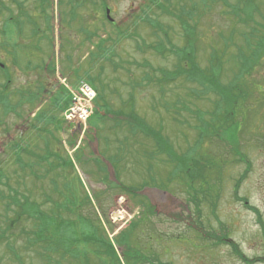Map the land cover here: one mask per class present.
I'll list each match as a JSON object with an SVG mask.
<instances>
[{
  "label": "rangeland",
  "instance_id": "obj_1",
  "mask_svg": "<svg viewBox=\"0 0 264 264\" xmlns=\"http://www.w3.org/2000/svg\"><path fill=\"white\" fill-rule=\"evenodd\" d=\"M225 1L227 4L223 6L217 0L204 7L201 0H192L196 12L191 25L196 28L199 66H208L212 51L220 59L219 81L227 86L229 107L218 102L220 96L203 93L199 85L182 81L158 84L159 70H172L175 59L166 51L165 57H160L147 46H156L160 40L166 46L163 36L183 46V33L172 18L151 7L152 22L161 26L166 35L159 30L153 34L145 21L138 23L144 18L140 14L146 0H104L103 4L110 9L112 25L105 20L99 0H61V6L59 0H45L44 11H40L38 0H0L9 9L0 16V32L8 15L13 14V20L19 18L21 23L31 20L30 30V26L18 28L7 24L4 26L7 35L0 34V63L6 65L11 79L3 93H11L12 102L16 98L18 102L15 93L24 89L32 96H40L33 104L18 102L15 112L6 115L0 106V165L10 175L12 185L20 183L19 192H27L30 200L47 212L52 209V202L72 210L74 207L69 204L77 205L71 214L62 213L77 225L80 218L77 216L85 218L80 227L83 233L91 232L93 223L98 233L109 237L137 221L129 240L136 248L131 256L144 259L138 264H264V54L254 65L248 62V71L240 58L233 60L239 52L249 57L264 34L261 28L264 0H252L256 12L251 17L248 13L253 9L245 8L239 17L246 23L240 24L230 12L242 8L243 0ZM173 3L179 4L181 0ZM99 38L106 40L102 52L97 50ZM28 60L31 63L25 65ZM48 64L56 66L55 74L49 72L51 67L45 69ZM84 73L103 86L107 107L114 116L119 114L123 119L105 120L104 113H100L103 108L95 103L93 108L99 110L102 118L90 113L82 149L77 153L80 160L73 163L75 170L54 166L49 171L48 165L43 164L34 168L40 177L23 174L13 163L9 144L20 142L28 146L32 157L24 153L19 156L22 164H30L36 160L35 156L44 155L45 142L63 157V140L78 139V135L70 136L76 134L75 130L70 132L68 128L66 133L62 114L55 110L49 97L61 92L62 78L72 86L78 83L75 75L81 78ZM237 74L241 82L231 89L228 84ZM3 83L0 75V85ZM41 87L46 89L44 95L39 94ZM237 95L240 97L236 103ZM130 104L150 127L155 130L162 127V135L175 153L189 157L190 173L195 174L193 180L174 171L164 156L157 155L150 138L131 132L126 117ZM39 109L46 119L49 116L62 119L58 120L62 127L50 118L46 120L48 125L35 122L32 117ZM230 122L236 125L233 132L226 128ZM206 126L209 131L200 138L199 128L203 130ZM233 142L242 150L241 160L237 161L230 152ZM50 162L56 164L55 160ZM245 162L250 165L248 169ZM173 171L175 175L171 174ZM129 187L134 192L125 190ZM147 201L152 208H144ZM143 202L145 206L141 205ZM3 214L0 205V229L5 228ZM31 227V220H23L10 230L20 263L12 258L3 242L0 264L51 261L44 259L47 255L42 250L43 253L24 250L27 236L21 231H31ZM218 237L225 238L223 244L217 242ZM115 251L119 255L122 249L116 247ZM48 255L53 258L48 264L77 262L68 253L64 258L60 254ZM85 256L86 264H99L90 248ZM128 259L130 264L135 263Z\"/></svg>",
  "mask_w": 264,
  "mask_h": 264
},
{
  "label": "trees",
  "instance_id": "obj_2",
  "mask_svg": "<svg viewBox=\"0 0 264 264\" xmlns=\"http://www.w3.org/2000/svg\"><path fill=\"white\" fill-rule=\"evenodd\" d=\"M146 1V6H144V9H142V7L140 6V10L142 9L141 13L144 17L143 20H145L147 25L153 30V34H156V31L159 30L158 32L163 31L164 35H166V32L162 30V27L159 26L156 22L153 23L152 19L149 16L150 13L153 14L154 9L159 11L161 14L167 15L172 18L173 21L178 24L180 31L183 33V46L171 43V41L168 39V36H163L165 38L164 42L166 43V46L162 44L161 40L155 44L156 46H147L160 57H165L166 51L168 55H172L175 59L173 65L174 68L172 70H159L160 78L158 79V84L163 85L182 81L184 83L199 85L203 93H213L216 97L220 96L218 102L221 103L222 101L224 102L226 107H229L230 96L228 93V89L226 88L227 86L222 85L219 81L221 63L216 52H211L208 60L209 63L206 68H201L196 60L197 47L195 45L196 40L194 37L196 28L195 25H191L193 14L196 12L195 7H192L193 5H195V3L191 2L192 0H181V3L179 4L173 3V0H164V2H161L160 0ZM201 1L203 2V4H205L203 5L204 7H206L207 5L209 6L211 4H215L217 2V0H209V3H207L206 0ZM220 1L222 2V6L224 4H227L225 0ZM240 3L243 4V7H237L236 9H233L230 12V15L238 18L240 12H244L243 10L245 8L251 6V9H253V11H251V13H248V15L252 17V13L256 12L255 7L253 6V4H251L252 0H243V2ZM150 7L154 9L151 10ZM238 22H242L241 19L238 18ZM243 23L245 22L243 21ZM261 28L264 29V26L261 25ZM253 32L254 30H251V33ZM221 38L224 42L226 41V39L222 36ZM259 43L260 45L258 46V48L251 51L249 57H247L244 52H239L233 57V60L240 58L242 66H244L246 68L245 70L248 71V62H257L258 59L263 56L262 54H264V34L260 36ZM136 47L140 48L137 44ZM84 76L86 77L87 82L97 91V100L95 102L97 103L96 106L99 104L101 105V108H103L102 110H104V108H107L108 110V104L104 99L103 86H100V84L97 85L95 78L91 77L90 75L85 73ZM240 82V75L237 74L229 82L228 87L231 89H233L234 87L236 89V84H240ZM230 94L233 95L231 92ZM239 97L240 95L236 96V103L238 101L237 98ZM128 109L129 114L126 115V117H129L128 121L132 129L140 131L147 138H152L161 156H164L166 162L173 164V170L184 174L185 177H191L193 180L195 174H193V172L190 173L189 157L186 155L179 156L174 152L171 144L169 143V140L162 135V127H160L158 130L149 127V125H147L146 122H144V120L136 114L133 104H130ZM233 111L234 106L231 112ZM95 113L96 116H100L99 110H96ZM36 115V119H39V115L41 114L37 113ZM118 116L120 115L118 114ZM232 124L233 123L230 122V124L226 126V128L230 129L231 132H233L232 127H236L235 124ZM200 131L201 134L199 136L200 138H202L206 134V131L209 130L206 126L203 128V130L200 129ZM228 133L229 132L227 131L226 134ZM227 136L230 137V135ZM15 147L18 151L11 149L12 153H16V159L13 160V162L17 165L16 167L18 168V170H20L21 172L24 171L23 174H26V168H29L28 174L35 177H40L35 173L34 168L38 167V165L43 164L48 165L49 171H51L54 166L61 168L72 167L71 163L68 162L67 159L62 158L57 151H55L54 149H49V145H46L47 150L45 149L44 155L35 156L37 157L36 161L31 162L30 164H22L19 157L17 156L27 152L19 145L14 146V148ZM234 147L235 145H233L232 147L230 146V152L233 154V156H235V154L237 153ZM110 159L113 160V158H108V160ZM237 159L241 160L242 158L237 156ZM50 160H55L56 164L53 165ZM174 171L171 174L175 175ZM5 172L6 171H4V169L0 168V186L2 187V189H0V205L2 207V210L4 211L2 217L4 218L3 221L5 224V228L0 229V244L4 242L6 250L10 252L12 258L16 262L20 263L21 259L17 254L14 245L12 244L13 240L11 239V236H13L14 234L10 230L20 224L23 220H31V231H21L22 235L27 236L25 239V251L29 249H35L37 250V252L39 250H42L44 254L47 255L44 259H51V261L53 260V258L48 254H60L61 258H64V256L68 253V256L71 260L77 261L76 264H86L87 258L85 255L87 254V250L90 248L99 264H120L114 247L105 235L102 236V234L98 233L99 230L96 225L92 223L90 226V231H92L89 233H83L82 230H80V227L83 225L85 218H82V216H77L80 217L77 225L75 221H71L63 217V211L71 214L72 212H74L77 205L69 204L74 207L72 210L69 209L67 205L63 206L62 203L52 202L53 207L49 212L42 210L39 203L30 200L29 195L25 194L27 192H25L24 194L19 192L18 186L20 185V183H16V187L12 185L10 181L11 177H9ZM67 186L68 185H66V188ZM132 189L135 190L134 188L130 187L125 190L127 192H134ZM5 193L7 194L4 195ZM144 203L145 202H143L141 205L145 206L146 203ZM137 223V221H133L128 225L127 229L120 232L117 237L113 239L114 245L122 249L121 255L125 264H130L128 258H132L133 260H135V263L133 264H138L137 261L144 260L141 257H136V255L131 256V252L136 253V248L131 245L129 238H131L132 230L137 226ZM87 228L89 229V227ZM218 239L220 240V238ZM219 240H217V242ZM220 242L221 240L218 243ZM79 247H83V249L80 250ZM42 251L41 253H43ZM80 259L82 260L81 263H79ZM51 261H47L46 263L48 264Z\"/></svg>",
  "mask_w": 264,
  "mask_h": 264
},
{
  "label": "flooded vegetation",
  "instance_id": "obj_3",
  "mask_svg": "<svg viewBox=\"0 0 264 264\" xmlns=\"http://www.w3.org/2000/svg\"><path fill=\"white\" fill-rule=\"evenodd\" d=\"M73 130V129H72ZM72 130H70V132H72Z\"/></svg>",
  "mask_w": 264,
  "mask_h": 264
},
{
  "label": "bare ground",
  "instance_id": "obj_4",
  "mask_svg": "<svg viewBox=\"0 0 264 264\" xmlns=\"http://www.w3.org/2000/svg\"><path fill=\"white\" fill-rule=\"evenodd\" d=\"M72 132H74V130H72Z\"/></svg>",
  "mask_w": 264,
  "mask_h": 264
}]
</instances>
